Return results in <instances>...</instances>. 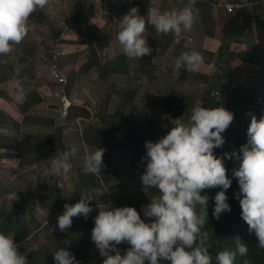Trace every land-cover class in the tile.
<instances>
[{
  "label": "rangeland",
  "instance_id": "rangeland-1",
  "mask_svg": "<svg viewBox=\"0 0 264 264\" xmlns=\"http://www.w3.org/2000/svg\"><path fill=\"white\" fill-rule=\"evenodd\" d=\"M114 1L118 5H115ZM141 1L144 6L138 1L140 7L138 13L146 15L150 7V0ZM224 1H226V4L229 1L228 8H237L236 11H239L240 16L239 24L242 27H247L239 31L237 40L230 39V41H227L229 43V59L232 64L228 71H225L214 59L215 55L221 51V43L224 38L222 32L224 18L219 15L217 17L209 15V12L215 10L213 4L200 9L201 11L199 9L195 11L192 28L183 31L178 36L175 44L164 39L152 43L150 47L152 49L150 52L151 63L149 65L145 63V60L135 62L129 65L126 73L108 75H103L101 70L95 68L88 70V68L90 64L95 62L107 65L122 52L115 37L112 39L114 33L118 30L119 19L130 9L122 0H108L110 7L119 9L121 6L126 10L119 17L111 20L107 16L108 10L104 8L107 7L106 2L102 4L98 1L95 5L96 12L93 11V14H95L96 23L112 39L111 43L108 42L103 50L97 49L94 38L90 36L92 28L87 30L90 38H87L83 44L80 42L78 49L72 51L68 46L67 39L62 40L64 42L62 50L52 51L50 49V46L56 42L55 35L57 32L67 38L71 35V30L76 27L77 20L75 18L79 12L76 7L77 0H65L66 3L60 5L61 0H48L44 8H36L30 14L28 18L29 30L22 40L24 42L23 47H18L20 45L18 43L14 45L9 54L0 57L4 60L3 63H0L2 74L0 78H7L0 83V130H4L0 134V208L7 213L14 204L28 199L27 201L32 203L33 208L21 212L20 215L30 220L31 217H34L37 220V230L20 243L15 240L11 231L7 228L3 229L13 235V240L17 243L19 252L33 256L38 252H45L42 249L44 245L52 244L51 247L57 248V245L51 242V239L61 231L56 227L57 216L55 214L57 213L49 206V202L39 184L40 182L47 184L65 183L72 185L65 193L74 190V186L70 182L76 179V171L83 163L86 149L94 148L87 144L89 138L93 135L92 128L97 126L101 129L97 119L98 114L101 118H105L108 113V109L100 111V107L106 108L103 104L106 92L114 94L109 105L110 114L114 113L118 104L122 102L126 105L125 111L128 115L134 118L145 117L143 123L137 126H143L144 134L147 132L146 141H155L163 135L154 136L151 134L152 132L161 131L166 133L170 130L173 119L182 116L184 117L182 119L187 120L188 117L185 116L189 114L193 103L203 104L204 101L208 100L205 99L207 97L216 98L217 100L214 101H219L223 106L228 107L235 116L243 113L246 121L251 118L250 109L264 105V102L261 104L260 99L255 100V92L252 89L248 91L250 95L243 92L242 86L244 87V84L239 88L228 85L230 79H234L236 83L241 85L234 74L243 73V57L251 52L258 57V64L264 72V0H218L219 5H215L219 8L218 11L224 9ZM57 2L58 5L53 6ZM133 2L135 1L130 0L129 4ZM155 2L162 9L182 6V0H156ZM81 5L83 8L88 6L87 3ZM252 5H257V7L252 9ZM206 23L207 26L204 31ZM251 24L253 30L249 29ZM83 33V31H80L82 37ZM143 35L145 36V33ZM146 40L148 42L149 38H146ZM90 43L91 45L88 46ZM169 45L171 47L167 50L166 48ZM193 49L199 50L208 63L205 62L198 72L186 71L184 67L177 68L175 66L176 60L180 54ZM137 59L132 60L137 61ZM128 63L126 62V65ZM248 66H251V64ZM246 70L259 71L261 69L254 67ZM60 79L63 82H60ZM71 79L77 84L74 88H69ZM241 79L246 80V76L241 75ZM18 85L23 88V95L19 100L16 99ZM231 88H235L234 94L245 93L250 103L244 106L236 103H232L230 106L226 105L227 101L224 100L223 95ZM174 90L180 93L184 92L189 96V99H195L177 116L170 114L167 110L168 105L165 103V100L172 95ZM30 91L33 97L42 98V101L38 102V100L33 101L27 98ZM82 116L88 118L86 120L90 122L86 123ZM48 120L53 121L52 125L47 123ZM54 126L63 128L65 139L68 141L63 150L53 152L46 157L29 153L25 155V159L21 157L19 151L15 150L14 141L16 139H21L22 142L26 134L49 133L54 129ZM227 130L233 133L230 124ZM125 131L123 130L119 135L123 142L126 141ZM77 138L82 141L76 146L77 151L70 155L72 167L66 178L57 177L51 171L46 173L44 170L50 164L49 158L68 150L71 146H75ZM143 149L146 150L145 144ZM120 157L123 159L124 154L121 153ZM144 171L145 168H142L134 184H131L124 175L116 183H110V188L117 201V206L129 205L124 200L123 190L129 192L130 197L135 200L133 206L140 211L141 217L146 219L147 217L144 216L142 209L143 206L150 203V198L147 193L141 190L143 185L140 177ZM91 185V183L87 184L86 187L89 188ZM155 188L153 186L149 189V193L157 194L159 190L155 191ZM138 192H141L144 198ZM70 196L71 194L64 195L65 198H70ZM142 199L146 200L145 205H142ZM98 211V206L93 205L88 216L93 213L96 215ZM74 220L77 222H73ZM85 223H88L86 218L75 216L68 228L72 225L84 228ZM50 228H52V232ZM72 234L75 235V241L70 243L72 250H75V253H77V249L82 251L88 243L85 240L90 235L79 230H75ZM89 242L93 241L89 240ZM116 247V251L123 254L130 245L122 241ZM53 251L54 249H52ZM109 251L114 254L115 250L110 249ZM100 258L102 261L101 254ZM44 260V257L43 259L40 258L42 264H44Z\"/></svg>",
  "mask_w": 264,
  "mask_h": 264
},
{
  "label": "clouds",
  "instance_id": "clouds-1",
  "mask_svg": "<svg viewBox=\"0 0 264 264\" xmlns=\"http://www.w3.org/2000/svg\"><path fill=\"white\" fill-rule=\"evenodd\" d=\"M47 2L0 0V57L9 54L14 45L25 38L30 14L36 8H44ZM195 2L187 0L180 7L162 9L150 0L146 15H140L137 7H131L119 19L115 36L123 54L135 59L152 51L143 35L146 23L152 25L157 34L179 36L190 30L195 20ZM50 49L60 51L62 44L58 40ZM3 62L0 59V63ZM204 64L203 54L193 49L181 53L175 66L198 72ZM17 87L16 99L19 100L23 88ZM250 111L249 121L243 113L239 118L236 115L242 122L238 130L245 143L239 150L234 148L222 156L215 155L213 150L224 144L222 133L234 118V113L223 105L204 107L197 103L191 108L187 120L182 116L173 119L172 127L164 135L155 141L145 142L147 164L140 179L141 190L150 198V203L142 209L145 217L153 218L150 221L143 219L134 206H115L108 202L103 188L94 187L81 189L78 201L63 205V211L57 215L56 227L66 230L75 216H83L94 224L90 239L103 257L101 264H160L161 260L167 264H212L208 232L204 230L208 221L209 195L203 190L219 187L212 197V215L216 219L223 211H230L225 190L232 180L226 175L224 159L234 157L239 161L233 175L237 177L239 186L236 196L242 209L240 215L250 231L245 237H257V247L264 249V105ZM76 151V146H71L53 155L49 158L50 166L44 171L66 178L72 167L70 155ZM104 151L103 147L86 149L83 166L77 169L76 178L82 168L84 172L101 173ZM100 183L103 186V182ZM153 186L159 189L155 195L149 193ZM93 199L99 203L91 205L89 201ZM93 205H97L99 211L88 216ZM50 230L52 232V228ZM122 241L130 245L123 254L116 251V246ZM233 241L234 249L225 248L216 253V264H234L237 254L248 252L239 236ZM110 249L115 250L114 254ZM52 255L54 264H80L65 247L56 248ZM0 264H27L26 255L18 251L13 235L3 231H0ZM243 264H250L249 259L246 258Z\"/></svg>",
  "mask_w": 264,
  "mask_h": 264
},
{
  "label": "trees",
  "instance_id": "trees-1",
  "mask_svg": "<svg viewBox=\"0 0 264 264\" xmlns=\"http://www.w3.org/2000/svg\"><path fill=\"white\" fill-rule=\"evenodd\" d=\"M100 1V3L106 2V6L104 7L106 10H108V19L111 20L112 18L119 17L121 13H124L126 10L123 9L121 6L119 9H114L110 7L108 4V0H77V8L79 9L78 15L75 18L77 20V25L71 30V35L67 36V38L63 35H60V32H57L55 35L56 42L59 40V43L64 44L62 40H66L69 42L68 46L72 49H78L80 46V42L83 44L86 42L87 38L93 37L94 41L97 45V49L103 50L106 44L109 42L111 43L112 39L116 36V32L114 33L112 39L110 35L106 32H103L101 27H99L98 23H96L95 20V14H93V11H95V5L96 3ZM127 7L131 8L133 6L137 7L138 10H140L139 2L144 6L143 2L141 0H134L135 2L129 4L130 0H122ZM139 1V2H138ZM154 5L157 3L156 0H151ZM218 0H196L194 9L195 11L197 9H204L208 7L209 5L213 4L215 7V11L212 13L209 12V15L217 17L218 15L224 18V26L222 28L223 32V40H222V46L221 51L217 53L214 57L216 62L222 66V68L225 71H228L231 68V60L229 59V52H228V42L230 39H236L238 38L239 31L247 28L242 27L239 24V11L237 12L236 9H230L228 8L229 1H224L225 6L222 11H218L219 8L215 6ZM187 0H182V5L186 3ZM65 4V0H61L59 2L60 4ZM82 3H87L88 6L86 8H83L81 5ZM115 5H118L116 1H114ZM58 5V2L55 3L56 6ZM81 5V6H80ZM219 5V4H218ZM223 5V1H222ZM52 6V7H53ZM257 5H252V9L256 8ZM251 9V10H252ZM201 11V10H200ZM110 12V13H109ZM237 16H236V15ZM97 15V14H96ZM261 23V21H260ZM207 23L204 25V31L206 29ZM89 28L91 29L90 36L89 32L87 31ZM250 30H253L252 24L249 26ZM80 31H83V37L80 35ZM145 37L149 38V41L147 42L149 47H151L152 43L156 42L159 39H164L169 42H172L175 44L177 42L178 36H173L171 33L169 34H157L155 31V28L152 25H149L146 23L145 28ZM64 37V39H63ZM55 42V43H56ZM73 43V44H72ZM18 47L24 45V42L21 41L19 43ZM54 45V44H53ZM51 45L50 48L53 46ZM91 43L88 45L90 46ZM172 45V44H171ZM171 45L167 46V50ZM166 50V51H167ZM151 53L149 55L145 54L142 56V58H138L137 61H133L132 59L126 57L123 54V51L112 59L107 65H103L99 62H95L94 64H90L88 70L95 68L96 70H101V73L103 75L108 74H119V73H126L127 68H129L130 64H133L135 62H142L145 60V63L149 65L151 63ZM257 58L253 52L249 53L248 55L243 57L242 61V71L234 74L236 75V80H238L241 85L236 83L234 79L229 80V86H234L236 88L241 87L244 84V87L242 86L243 92H246V94L250 95L248 91L251 89L255 92L254 98L255 100L260 99L261 104L264 102V72L260 65L258 64ZM133 61V62H132ZM126 62H129L126 65ZM205 62H207V59L205 58ZM251 64V66H248ZM235 66V64H234ZM247 67V68H246ZM260 68L261 70L255 71V70H246V69H252V68ZM14 69V68H12ZM245 69V70H244ZM0 75L1 69H0ZM101 75V77H103ZM241 75L246 76V80L241 79ZM7 78L2 77L0 78V83L4 82ZM76 82L71 79L69 81V88L76 87ZM65 86V85H64ZM235 88L229 89L227 92L224 93L223 98L225 101H227L228 106H230L232 103H236L238 105H246L250 103V100H248L245 96V93L239 92L234 94L233 91ZM114 97V94L111 92H106L104 94V101L103 104L106 108L100 107L101 110L108 109V113L106 114L105 118H101L98 114V121L101 126V129L97 128L95 126L92 128L93 135L89 138V142L87 144L92 147H103L105 149L103 153V167L101 169V173L93 174L90 172H84L82 169L78 172L77 178L75 181L70 182L74 186V190L70 193L67 192L72 185H68L65 183H62L63 187H59V183L54 182L52 184H47L44 182H40L39 186L41 187L42 192H44L45 198L49 202V206L55 211L56 216L63 211V205L65 203H75L80 199V190L81 189H90L94 187H102L104 191V195L106 197V200L108 202L113 203L115 206H117V201L115 197L112 195V189L110 188V183H116L117 180H120L122 176H126L131 184H134L136 182L138 171L142 168H146L147 164V158L145 157L146 150L143 149V146L146 142V135L147 132L143 133V126L138 124H142L145 117L141 118H134L125 111L126 105L120 102L116 108V111L112 114H110L109 105ZM27 98H30L31 100H38V102L42 101V98H35L32 96L31 91L28 92ZM205 99H208L204 101L205 103L202 104L204 107H215L222 105L216 98L213 97H207ZM195 99H189V96L186 95L184 92L180 93L177 91H173L172 95L168 97L165 100V103L168 105L167 110L170 112L171 115L177 116L182 110L186 109V106L189 105V103H193ZM203 102V101H200ZM195 104L193 103L192 106ZM225 107V106H224ZM229 109L228 107H225ZM99 111V112H100ZM190 114V112H189ZM189 114L185 117H188ZM240 115H238V118ZM83 118V116H82ZM184 118V117H181ZM235 115L233 120L230 122V126L233 128V133H230L229 130H225L222 135L224 137V144L220 147L214 148V154L217 156H222L225 152H231L234 148L239 150V147L241 144H244L245 142L240 139V133L239 128L242 126V122L238 119ZM88 118H83V120L86 121V123H89V120H86ZM238 119V121H237ZM237 121V125L234 123ZM48 124L52 125L53 121L48 120ZM54 125V124H53ZM126 130L124 132V137L126 139L125 142H123L119 135L120 133ZM2 133L4 130H1ZM151 134L155 135H161L165 134V132H152ZM34 136V137H33ZM77 146L80 140L79 138L76 139ZM68 144L67 139H65L63 128L54 126V129L51 130L49 133L45 134H38V135H32V134H26V136L23 137L22 142L21 139H16L14 141V147L16 151H19L21 154V157L25 159V155L29 153H35L41 157H46L50 155L53 152H57L60 150H63L66 145ZM121 153L124 154L123 159H121ZM121 159V160H120ZM50 165V164H49ZM48 165V167H49ZM224 165L227 169L226 175L231 178L232 183L230 184L229 188L226 189L227 199L230 204V211H223L220 214V218L216 219L213 215V204L214 200L212 197L216 193V191L219 190V187H213L208 188L203 191L207 192L209 195V200L207 202V211H208V221H206L204 225V230H206L210 236L209 240L207 242L209 246V253L211 256L212 264H216L215 256L216 253L220 250H223L225 248H235V243L233 239H235L237 236L241 239V241L246 244L248 247V252L245 255L237 254L235 257L234 264H243V261L247 258L250 261V264H264V249H261L257 247L256 241L257 237L254 239H250L245 237L247 233H249V226L248 224L243 220L240 213L242 211L241 206L239 204V199L237 198L236 194L239 192V186L237 183V177L233 175V172L235 169L239 167V162L234 157L232 158H225L224 159ZM83 166V163H82ZM125 170V173L123 174V171ZM103 182V186L100 182ZM92 184L89 188L86 187L87 184ZM132 188V187H131ZM150 187L149 189H151ZM67 189V190H66ZM155 191L159 190L157 188L154 189ZM125 202L129 203L130 206H133L135 203V200L130 197V193L124 191ZM139 195L143 197L141 192H138ZM71 194L70 198H65L64 195ZM43 195V193H42ZM28 200V199H27ZM21 201L17 202L13 205L12 209L5 213L2 208H0V231L5 232L3 229L7 228V230L11 231V233L14 235L15 240L20 243V241L27 239L30 235H32L37 229V220L34 217H31L30 219H27L25 216L20 215L21 212H25L27 210H30L33 208L32 203L29 201ZM34 200V198H33ZM95 199L89 201V203L92 205L93 203H99L98 201H94ZM146 204V200L142 199V205ZM123 206V205H122ZM140 212L139 210H137ZM74 218V217H73ZM153 218L147 217L145 220L150 221ZM35 222V223H34ZM77 222V221H73ZM82 225V224H80ZM84 228L78 227L76 225H72L70 228H67L64 231H60V233L56 234L52 239L51 242H54L58 247H65L70 249L71 253L74 255L75 259L80 262V264H101L100 259V252L96 248L95 244L93 242H89V238H87L88 243L86 246H84L83 250L77 249V253H75V250H72V247L70 246V243L75 241L72 233L75 230H79L82 232H85L87 234H91L90 230L94 226L91 222L88 221V223L84 224ZM39 227V226H38ZM7 233V231L5 232ZM244 236V237H243ZM50 243V242H49ZM52 244L44 245L42 246V249L45 250V252H38L37 254L33 256H29L27 254V264H42L40 261V258L44 260V264H54V258L52 255V249H56L51 247ZM87 258V259H85ZM160 264H167V261L161 260Z\"/></svg>",
  "mask_w": 264,
  "mask_h": 264
},
{
  "label": "built area",
  "instance_id": "built-area-1",
  "mask_svg": "<svg viewBox=\"0 0 264 264\" xmlns=\"http://www.w3.org/2000/svg\"><path fill=\"white\" fill-rule=\"evenodd\" d=\"M60 80H62V79H60Z\"/></svg>",
  "mask_w": 264,
  "mask_h": 264
}]
</instances>
